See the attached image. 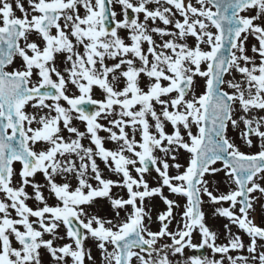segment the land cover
Here are the masks:
<instances>
[{
  "label": "snow or ice",
  "instance_id": "6c2138e0",
  "mask_svg": "<svg viewBox=\"0 0 264 264\" xmlns=\"http://www.w3.org/2000/svg\"><path fill=\"white\" fill-rule=\"evenodd\" d=\"M26 5L0 0V264H48L45 254L51 264H96L88 241L101 264H174L177 255L182 264H264V221L255 222L257 206L264 212V0ZM241 124L244 146L258 138V151L229 136ZM97 158L121 179L105 178ZM220 173L226 192L211 180ZM157 197L166 210L154 231L146 201ZM104 199L112 219L97 214ZM205 203L227 221L226 243H217ZM198 248L211 258L185 255ZM240 250L247 254H232Z\"/></svg>",
  "mask_w": 264,
  "mask_h": 264
},
{
  "label": "rangeland",
  "instance_id": "374dc122",
  "mask_svg": "<svg viewBox=\"0 0 264 264\" xmlns=\"http://www.w3.org/2000/svg\"><path fill=\"white\" fill-rule=\"evenodd\" d=\"M25 5H26V0H25ZM115 10L117 11L118 14L121 12V9L119 7H117ZM17 15H21V13H19L17 11ZM117 19H123V16L122 15H118ZM141 19H142V17H141ZM254 42H255L254 40H250V43H254ZM17 64H19V61H17ZM195 87H196L197 95L201 94L204 91V89H203L204 88V81L202 79H200V78H197ZM93 95H95L97 97L104 98V96L102 94V91L99 90L98 88H94ZM28 111H32V109L29 108ZM100 122L107 124V121H103L102 120ZM75 125L78 126V128L81 131H83V128H82L83 125L82 124H79V125L75 124ZM243 129H244V125L241 124L239 130H233V129L230 128L228 134L238 145L241 146V150L242 151H245V152H256V151H258L259 150L258 149V143H259L258 142V138H254V141L257 144V147H253V148L249 149V148L244 146L243 140L240 137V131H242ZM114 130H116V129H114ZM167 131L168 132L172 131L170 125L167 127ZM193 131L195 132L196 129L193 128ZM65 135H67V133H65ZM99 135H101L102 137H106L108 134L103 132V131H101L99 133ZM136 138L139 140L140 139L139 135H137ZM83 143L86 146H88L90 144V142L88 140H84ZM105 147L107 149H110V150H115L117 148V145H116L115 142H112V141H109V140H105ZM157 155H160V153H157ZM188 158H189V154L187 152L181 150V152L179 154L178 162L181 163V164H186ZM97 162L100 165V168L102 169L105 178H111L114 181H119L121 179L120 176L111 174L105 168L104 164L99 160V158H97ZM170 163H171V161H170ZM217 166H220L219 162H218ZM16 167L19 168L20 167L19 164H17ZM133 175L135 176L136 173L133 172ZM156 175L157 174L153 171L152 177H155ZM35 179H36V182H38V183H41V184L44 183V178H43L42 174H37ZM148 179H149L150 184H152V186H156L154 179H152V178H148ZM211 180L215 181V185L214 186L217 187L220 192H226V191L229 190V185L224 182L225 181V177H224L223 173H220V174H218L216 176H213L211 178ZM211 180H210V183H211ZM75 183H76L75 180H73V185H75ZM232 187L234 188L235 186L232 185ZM27 191H28L29 194H31L33 192V189L31 187H28ZM164 192H165V195H167L169 198L177 199L171 193H168L167 189H165ZM112 193L114 195L115 194H119L120 196H122L124 198L127 197L126 190L124 188L113 187ZM214 194H218V193H214ZM45 195L46 196L48 195L46 189H45ZM204 199H205V201H207L206 197H204ZM99 202L103 205V208L100 209V210H97V214L100 215L101 217H106V218H109V219L114 218L115 213L111 209V206L108 203V201L106 199H104V200H100ZM177 202L180 203L181 206L183 207V205L186 203V199L185 198H178ZM28 203H29V206L35 208L37 202H35L34 200H30V201H28ZM49 203L50 204H54L55 200L53 198H49ZM146 204H148V208L151 209V214H152V217H153V223L151 225V228L154 231L158 230L160 225H159L158 222H156V217H157V214L159 212H162V211L166 210V205H164L163 201L159 197L155 198L151 202L146 201ZM224 206L226 207L227 204H225ZM202 210L206 214L207 223L210 226V228L212 230H214V231H217L219 233V239L217 240V243H226V240L224 238L225 234H224V230H223V227H222V225L227 222L225 220V218L214 216L213 213L215 211V208L212 205L208 204V203H205V205L203 206ZM175 211L176 210L174 209V212ZM123 215H124V212L121 211V216H123ZM262 221H264V212L261 211L260 206H257V211L255 213V222L258 223V224H262ZM262 226H264V224H262ZM170 230L171 231H175L176 230V222L175 221H173L172 225H170ZM59 231H60L61 235H65V231H64L63 226H61V229ZM233 231L235 232L236 229L234 228ZM242 239L245 241V243L248 242V238H247L246 235L242 236ZM65 242H70V241L65 240ZM193 242L197 243V244L200 243V237H199L198 234H194ZM160 243L161 244L171 243V241L168 238H162ZM86 246L93 249V256H94V258L96 260V264H101V255H100L99 251L95 249L94 242L88 241V242H86ZM206 250H207V252H206L205 256H208L209 258H211V256H212L211 250L207 249V248H206ZM192 251H193V249H186V254L185 255L186 256L187 255H191ZM232 254H234V255L245 254L246 255L247 253H246V250H240L239 252L232 253ZM217 258H218V256H217ZM44 259H45V261L48 262V264H51L50 257L47 254L44 255ZM184 259H185V256L177 255V257L174 258V264H175L176 261H180L181 264H182Z\"/></svg>",
  "mask_w": 264,
  "mask_h": 264
},
{
  "label": "water",
  "instance_id": "95a60500",
  "mask_svg": "<svg viewBox=\"0 0 264 264\" xmlns=\"http://www.w3.org/2000/svg\"><path fill=\"white\" fill-rule=\"evenodd\" d=\"M198 253H200V254H202V255H204V249H198Z\"/></svg>",
  "mask_w": 264,
  "mask_h": 264
}]
</instances>
